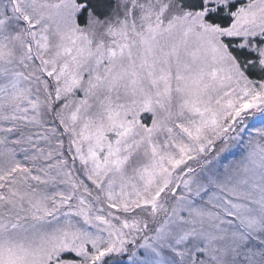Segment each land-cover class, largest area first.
<instances>
[{
    "label": "snow or ice",
    "instance_id": "1",
    "mask_svg": "<svg viewBox=\"0 0 264 264\" xmlns=\"http://www.w3.org/2000/svg\"><path fill=\"white\" fill-rule=\"evenodd\" d=\"M0 264H264V0H0Z\"/></svg>",
    "mask_w": 264,
    "mask_h": 264
}]
</instances>
